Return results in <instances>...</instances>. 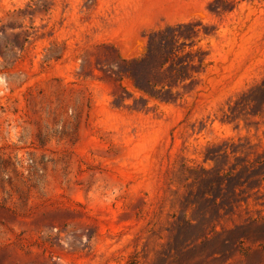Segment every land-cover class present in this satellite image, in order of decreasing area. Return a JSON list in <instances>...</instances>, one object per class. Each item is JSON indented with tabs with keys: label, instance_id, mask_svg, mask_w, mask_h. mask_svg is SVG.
I'll list each match as a JSON object with an SVG mask.
<instances>
[{
	"label": "rangeland",
	"instance_id": "1",
	"mask_svg": "<svg viewBox=\"0 0 264 264\" xmlns=\"http://www.w3.org/2000/svg\"><path fill=\"white\" fill-rule=\"evenodd\" d=\"M0 264H264V0H0Z\"/></svg>",
	"mask_w": 264,
	"mask_h": 264
}]
</instances>
